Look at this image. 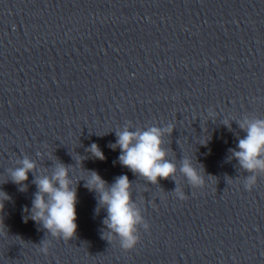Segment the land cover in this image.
Listing matches in <instances>:
<instances>
[{
  "label": "clouds",
  "instance_id": "obj_1",
  "mask_svg": "<svg viewBox=\"0 0 264 264\" xmlns=\"http://www.w3.org/2000/svg\"><path fill=\"white\" fill-rule=\"evenodd\" d=\"M209 115L212 116L211 113ZM233 121L246 135L243 138L237 137L236 147L228 150V160H236L239 170L248 174L243 177V186L245 190L251 191L258 179L264 176V118L245 114L239 118L223 119L221 123L231 131ZM174 129L175 125L172 123L141 128L129 122L114 131L116 141L108 146L112 150L119 149V163L149 184L159 185L161 180L168 179L176 182V174L179 171L190 186L203 187L205 179L200 171V168L203 169L202 165L197 168L190 158L185 157L178 169L177 165L168 159L165 137H171ZM207 143L208 141L202 144L207 146ZM86 151L95 159H106L97 143H92ZM77 163L81 164L82 160ZM73 167L74 165H66L57 160L50 169H40L36 160L23 155L15 161L14 167L7 169L9 179L18 185L22 192L27 190L29 173L34 176L32 183L37 191L34 193L31 208H25L28 213L25 220L36 222L46 231V235L53 238L72 240L78 228L77 185L82 179L84 187L96 194V212L99 213L103 209L107 213L102 221L104 227L101 230V238L108 243L114 238L118 239L123 250H133L139 243L140 230L147 231L150 225L143 215L142 208L133 199L132 181L126 174H122L109 184L98 172L92 170H83L85 175L74 180L71 175ZM172 192L177 198L186 199L179 186ZM8 200H11V197L0 190V211H3L4 202ZM48 243L45 239L40 243L41 250L45 253L48 251Z\"/></svg>",
  "mask_w": 264,
  "mask_h": 264
}]
</instances>
